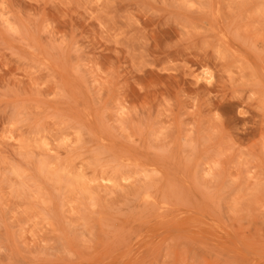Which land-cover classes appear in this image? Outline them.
I'll list each match as a JSON object with an SVG mask.
<instances>
[{
    "label": "rangeland",
    "instance_id": "rangeland-1",
    "mask_svg": "<svg viewBox=\"0 0 264 264\" xmlns=\"http://www.w3.org/2000/svg\"><path fill=\"white\" fill-rule=\"evenodd\" d=\"M0 264H264V0H0Z\"/></svg>",
    "mask_w": 264,
    "mask_h": 264
}]
</instances>
